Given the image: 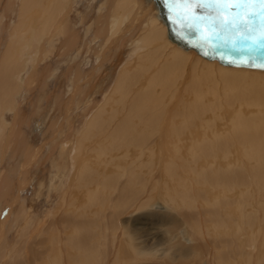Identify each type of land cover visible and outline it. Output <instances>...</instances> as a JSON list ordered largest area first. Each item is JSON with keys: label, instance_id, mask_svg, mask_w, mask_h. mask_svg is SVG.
Instances as JSON below:
<instances>
[{"label": "bare ground", "instance_id": "6f19581e", "mask_svg": "<svg viewBox=\"0 0 264 264\" xmlns=\"http://www.w3.org/2000/svg\"><path fill=\"white\" fill-rule=\"evenodd\" d=\"M76 1L0 0L2 19L8 15L12 19L3 21L12 38L0 59V165L6 146L16 145L11 155L18 162L24 156L23 179L19 174L15 181L0 166V199L9 211L0 218V264H13L11 259L22 253V243L31 244L36 238L44 248L34 264H264V39L249 51L251 42L239 40L230 29L196 25L194 16L206 15L208 10L183 7L194 0L167 4L165 0H88L89 9L99 12L81 17L87 36L94 34L98 40L96 50L86 42L87 36L79 37L72 23ZM205 32L211 33L210 38ZM126 35L128 54L119 59L106 104L87 116L79 131L71 128L69 136L62 133L66 129L60 130L64 125L54 126L49 149L53 152L54 146L58 154L51 159L46 196L52 202L58 196L61 204L51 214L45 211L48 220L52 217L47 227V217L33 214L17 194L28 184L29 172L41 161L46 145L33 146L22 133L18 99L22 86L32 85L30 71L36 70V82L52 77L50 65L45 66L50 74L46 69L39 74L37 67L47 64L56 49L79 69L94 51L102 57L114 52V43ZM232 41L239 44L234 46ZM184 89L187 94L182 96ZM170 125L177 143L175 159L165 164L169 178L180 176L178 168L183 166L178 157L187 140L184 135L202 134L203 139L190 150L195 165L189 166L195 177L184 184L178 180L184 192L180 206L164 212L154 208L150 180L161 170V164L152 160L154 137ZM62 134L65 139H59ZM235 147L240 157L234 159ZM88 151H95L96 161L89 154L83 158ZM198 191L204 193L203 199L197 197ZM13 203L19 205L15 215ZM182 210L191 215L197 211L190 226ZM7 222L14 230L12 244L6 240ZM51 232L56 235L53 239ZM206 245L214 248L216 262L206 261L211 258L204 256Z\"/></svg>", "mask_w": 264, "mask_h": 264}, {"label": "rangeland", "instance_id": "374dc122", "mask_svg": "<svg viewBox=\"0 0 264 264\" xmlns=\"http://www.w3.org/2000/svg\"><path fill=\"white\" fill-rule=\"evenodd\" d=\"M2 3H4V1H2ZM2 3L0 5V27L2 26V28H0V30L2 31V32H0V34H1L0 35V59H1V56L5 53L4 51H6L7 45L9 43L10 39L12 38L11 34L9 36V32L12 33V31L8 32L7 25L6 26L4 25L6 22V19H11V17H10V15H8L7 17L5 16L2 19L1 11H3L2 7H4ZM88 5H89L88 0H77L76 3L74 4L72 16H71L72 23L75 24L76 30L79 31L78 33H81V34H78L79 37H83V38H85V36H87V27L85 26V24L82 23L83 20H82L81 14H83V13L85 15H86V13L97 14L96 12H99L97 9V10H94L95 12L93 13V11H91V8L89 9ZM96 7L98 8L99 6L97 5ZM234 13H235V10H234ZM15 16H17V15H15ZM16 19H17V17L14 18V21ZM3 21H4V24H3ZM3 25L5 27H7L6 32L4 31L5 27L3 28ZM89 35L86 37V42L90 46L92 45L91 47L96 48V50H98L99 47H95L97 44H99L97 38L95 37L94 34H89ZM128 35H130V34H128ZM126 37H127V39L125 40ZM14 38H16V37H14ZM127 40H128V36L126 35L124 37H120L115 42L116 44L114 43V45H113L114 49L117 48L118 52L115 51L117 49H115V50L113 49V50L116 54L118 53L117 55L113 51H107V53H106L107 56L102 57V56H99L98 54H95L97 51H94L92 53V55L90 56L91 58L86 59V61L84 60L85 64L83 63L82 68H79V69L74 66L75 61H72V60L69 61L68 58L66 59V57L64 58V56H62V55L59 56L58 51L56 49V51L54 53L50 54V58L47 60V64H45V62H42L39 65V67H37V71L39 69V74H42L44 69L48 68L49 65L51 66V67L49 66L50 69L49 68L48 69L51 71L52 77H50V75L48 76L49 78H47V75L45 77L48 82L45 80V78H43L44 82H41L40 80H39L40 82L39 81L36 82V76H35L37 74L36 70L29 72V74L32 75V79L34 81H32L33 83L31 86H28V84H23V86H22L23 90L21 89V92L19 95L20 98H18L19 103H20V107H21L20 109L22 110L21 111L22 117H23L22 119L26 121V123H25V121L22 120V122H23L22 123V129H23L22 133H23V135H25L27 140H29V142L33 146L40 147L41 145H45V144L46 145L43 148V152L41 151V159L40 160L42 162L40 161L38 163V165L33 166V168L30 170L29 175H28V184L20 192H17V194L18 193L21 194V197L24 200V204L27 206V208H29L32 211L33 214H38V215L40 214V217H43L45 215L46 210H49L50 211L49 214H51L57 208H59L60 204H61V198H59L58 196H56V197L53 196V198H54L53 202L50 201V199H48V196H46L48 193V190H49L48 186L50 183L49 176H50V171H51V159L53 158V156L58 154V150L54 146H52V150L54 149L53 152H50V149H49V147L51 146V142H53L52 137H53V133H54V126L55 125H57V126H59V125L63 126L64 125L63 128H61V129L59 128V129L61 131H62V129H66L62 133H64V134L66 133L65 135L69 136V133H73L74 130L79 131L82 128V125L84 124V120H85V118H87V116H90L93 113H95L100 107L103 106L104 103L106 104L107 97L110 95V93L112 94L113 87L116 83V78H117L118 72H119L118 71L119 69L117 70V68L120 67L119 59L124 58L128 54V51H127L128 47H126V46H128ZM95 42H96V44H95ZM59 44L60 43L57 42V47H60ZM232 44L234 46H237L239 43L236 41H232ZM244 46L247 47V44L244 43ZM120 47H122V49ZM263 47H264V45L262 46V49H264ZM112 53H114L115 56L112 55ZM109 55H111V56H109ZM105 60H106V62H105ZM72 62H74V63H72ZM45 66H46V68H45ZM52 68H53V70H52ZM94 70L96 71V73H94ZM44 71L46 73L48 72L47 74H50V72L47 69ZM45 72H43V73H45ZM94 75H96V77H94ZM43 79H42V81H43ZM72 79H73V81H72ZM45 81H46V84L43 85L45 83ZM74 82H75V84H74ZM83 83H84V85H82ZM39 84H41V86ZM71 85H72V88H71ZM24 86H25V88H23ZM138 86L139 85H136V88ZM78 88L81 89V91H79ZM68 89L70 90V92ZM74 91H76V92L74 93ZM73 93L75 94L74 96H73ZM186 94L187 93H185V89H184L182 96H185ZM116 96H119V95L116 94ZM176 103L172 109L173 110L172 112H174V113L176 111ZM68 106H70V107L68 108ZM179 111H181V110H179ZM179 111H177V112H179ZM7 116H8V120L11 121L12 120V114L9 113ZM180 119H181V117H178V120H180ZM72 125H73V127H72ZM219 126L222 129L229 128L227 126H223L222 124H219ZM68 127L70 129L72 128L74 130H72V129L70 130V129H68ZM171 127L172 126L170 125V128L168 129L165 126L164 128H162V131L158 132L157 136L154 137L156 148H155V152H154V158L152 160L154 161V163L156 161L158 165L161 164L160 165L161 170H160V172L157 171V173L154 174V177H152V179L150 180V181H153V183H154L150 187V188H152V190L150 191V194L151 195L153 194L151 199L153 200L152 203H154V205H155L154 208H157L158 210L164 211V212L167 210L173 211L172 207L180 206V203L182 201V196H184V192H183V187L182 188L179 187L177 183H179V181H181L182 184H184L185 182L188 181V178L190 176L195 177V173L190 168L191 165H192V168H194V165H195L194 159L190 155V150L193 147V143L195 144L197 141H201L203 139L202 134H195L194 133V134H191L192 135L191 136L189 133V134L184 135V137H187V140L186 141L184 140V144H181L182 149L180 148V150H179L180 156L178 157L180 164H182V166H183V167L178 168V172H180L179 173L180 176L178 175L179 177L177 176L174 179L169 178L168 176H166V173H165V171H166L165 164H168L169 161H170L169 163H171L172 160L175 159L176 150L174 149L175 148L174 146H176V143H177V142H175L176 139L173 136L172 131H170ZM60 130H59V132H60ZM197 132H199V131L197 130ZM64 134H62V137L60 136L59 139L60 138L65 139L66 136ZM189 135H190V138L188 139ZM19 139H21L20 136H19ZM191 139H192V142H190ZM193 139H195V140H193ZM160 144H161V146H160ZM20 145H22V144L20 143ZM14 147L16 148V145L15 146L10 145L9 147L8 146L4 147L6 149L7 155H4V157H2L3 158V164H2V166L1 165L0 166H1L2 170H4L5 173L8 172L7 174L11 175L10 177H12V179L17 181L18 180L17 176L19 174H20V178L23 179V176L21 174V172H22L21 165L24 163V156L20 155V157H21L20 162H18L16 159H14L13 157H15V156L11 155L12 150L13 149H14V151L16 150ZM132 147H134V146L132 145ZM232 150H233V153L231 155L233 156L234 159L240 157L239 148L235 147V148H232ZM168 151L170 152V154ZM55 152H57V153L55 154ZM181 152H182V154H181ZM51 153H53V154H51ZM89 153H90L89 151L86 152V154L84 153L83 158H86V156ZM91 153L92 154H89L88 156L89 157L91 156L93 158L91 159L88 156H87V158H89L91 161L92 160L96 161L95 159L97 158V156L95 155L96 154L95 151H94L95 154L92 151H91ZM5 156H7V157L5 158ZM94 156H96V158ZM159 157H161V158H159ZM143 158L146 159V161H148L147 156H143ZM202 160L203 159L200 160V165H203V163L201 164ZM94 161H92V162H94ZM18 163L20 165H18ZM9 165H10V167H9ZM15 165H17V166H15ZM208 166L209 165H207L206 167H208ZM202 168L203 167L200 166L201 171L206 170V169H202ZM196 169H198V167ZM13 170H15V171L13 172ZM16 170H18V171H16ZM190 170H191V172H190ZM175 179H176V181H175ZM40 181L42 183H45L43 187L40 185V183H41ZM16 183L17 182H15V184ZM167 184H169V186ZM172 184H173V186H172ZM153 187H155V189ZM174 187H175V189H174ZM40 188H42V190ZM82 192L83 191H81V193ZM37 193H38V195H37ZM154 193H155V195H154ZM233 193L234 192H229V194H233ZM196 195H197V197L199 196V199H203V197H204V193L201 191H198V193ZM82 196H84V195H82ZM230 198L232 200H234V198L232 196ZM0 201H1L0 202V218L2 219L7 215V213L9 211H6V209L8 208V205L4 201V199L2 198V199H0ZM17 204L18 203H16L14 205V203H13V205H14L13 214L14 215H15V213H17L19 211V207H18L19 205H17ZM205 212H206V210H205ZM182 213L188 219L187 220V226H190L192 221H193V218L197 217V211H195V210L193 212H191L192 215L188 212V210H182ZM46 217H47V215H45V218ZM149 219H151V218H149ZM196 219L197 218H195V220ZM47 220H48V217L46 218V223H47V227H50V224L52 222V217L48 221ZM142 223L143 224L148 223V221L144 220V221H142ZM6 224H7V231H6L7 239L6 240H7V242H9V244H12L14 242V230H13V228L10 227L9 222H7ZM195 226H197V222L195 223ZM199 227L200 226H197L198 230H199ZM247 230L249 232H252L250 228H247ZM49 231H51V229ZM183 232H184V230H183ZM183 232H182V235L185 236V233L183 234ZM187 232H191V233L188 234ZM187 232L186 233L188 235L194 236L192 230H188ZM50 234H51V236L52 235L53 236L51 237ZM50 234L48 235V237L50 236L53 239L55 234L53 232H51ZM41 237H42V235H40V238ZM210 237H211V235H208L207 239L212 244V240ZM201 238L203 240V237H201ZM26 239H28V238H26ZM52 239L48 238L49 241ZM33 241L34 242L33 243L31 242V244L30 243L29 244L22 243L21 249L19 250V251H22V253L20 255L18 254L16 256V258L11 259L13 264H18V263L19 264H30L28 262L31 259H33L31 261L32 262L31 264H34L33 261L35 259V256L36 257L40 256L38 251H41L44 247L38 244L39 238H36ZM218 241H217V243H216V241L214 243L218 244ZM35 243H36V245H35ZM204 243L206 244V241L203 240V244ZM255 246H257V244H255ZM204 249H205V255H204L205 258L208 256L211 257V258H207L206 261L216 262V260L214 258V248L212 246L206 245L204 247ZM203 253H204V251H203ZM41 256L46 258V256H44V255H41ZM29 257H31V258H29ZM28 258H29V260H28Z\"/></svg>", "mask_w": 264, "mask_h": 264}, {"label": "snow or ice", "instance_id": "6c2138e0", "mask_svg": "<svg viewBox=\"0 0 264 264\" xmlns=\"http://www.w3.org/2000/svg\"><path fill=\"white\" fill-rule=\"evenodd\" d=\"M169 3V0H165ZM183 7L192 10L193 8H204L208 14L194 16L196 25L206 24L208 28L215 30L218 26L221 29H230L238 33L241 41H250L253 45L249 51L259 47V41L264 39V0H194L192 3H185ZM235 10L231 17L225 13ZM211 33L205 32L210 38ZM264 67V65H262Z\"/></svg>", "mask_w": 264, "mask_h": 264}]
</instances>
